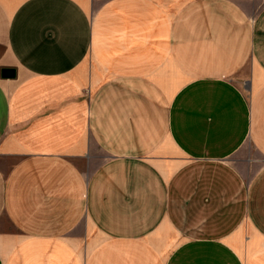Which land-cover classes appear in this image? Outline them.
Segmentation results:
<instances>
[{"label":"crops","instance_id":"crops-1","mask_svg":"<svg viewBox=\"0 0 264 264\" xmlns=\"http://www.w3.org/2000/svg\"><path fill=\"white\" fill-rule=\"evenodd\" d=\"M0 264H264V0H0Z\"/></svg>","mask_w":264,"mask_h":264},{"label":"water","instance_id":"water-1","mask_svg":"<svg viewBox=\"0 0 264 264\" xmlns=\"http://www.w3.org/2000/svg\"><path fill=\"white\" fill-rule=\"evenodd\" d=\"M1 75L4 79H14L17 76V72L14 68H3Z\"/></svg>","mask_w":264,"mask_h":264}]
</instances>
